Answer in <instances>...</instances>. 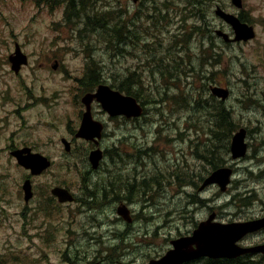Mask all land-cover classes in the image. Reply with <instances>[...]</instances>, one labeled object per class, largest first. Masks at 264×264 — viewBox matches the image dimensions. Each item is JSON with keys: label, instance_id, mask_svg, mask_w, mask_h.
<instances>
[{"label": "rangeland", "instance_id": "374dc122", "mask_svg": "<svg viewBox=\"0 0 264 264\" xmlns=\"http://www.w3.org/2000/svg\"><path fill=\"white\" fill-rule=\"evenodd\" d=\"M122 4L125 5L128 0H121ZM151 5L149 9L144 7L143 12L141 13V19L136 18L135 7L128 6L126 9L127 17L126 22L129 25V34H132V30H135V38L128 44V51L135 50L136 43L139 45L144 44V29L147 27L144 26L147 18H150L151 24L148 27V30L151 33H156L161 35L162 31L166 28L168 30L173 29L175 21L173 18L170 20H163V9L165 7L171 6L173 11L176 12H188L191 9H195L192 7V4L184 3L183 0H150ZM216 0H209L208 3H212L210 6V11L213 14V7ZM243 11L245 15H247L250 23L254 25L256 30L257 38L250 42H241L234 47H230V52L225 53L221 52L220 56L223 62L218 63V82L223 86H229L232 90L229 98L225 101L226 105L233 106L238 110V112H242L241 121H245L247 118V107L243 108L240 105L239 99H245L243 94L246 92L245 82H242L243 79H246V82H249V77L242 75L239 72V68L235 71L238 73V79H234L232 81L227 82V62L232 56L233 53L239 54L241 61L247 65L248 74L252 73V69L254 70L255 76L257 74H262L264 76V0H243ZM132 1L129 2L131 5ZM167 4L164 8L160 10H156L154 4ZM195 4V3H194ZM218 4L224 7L226 10L233 12V7L230 3V0H218ZM233 8H232V7ZM236 9V8H235ZM99 12L108 17H112L117 19L122 13V9L115 4L103 5ZM33 9L28 6L26 0H0V52H6L12 49L13 40L16 39L19 41L23 49L29 53L31 52H56V53H64L68 54V58L72 59L73 56L77 55L79 52L80 45L77 41H75L68 31L64 33L63 29L60 27L50 29V26H47V23L51 19V17L45 16L39 22H35L34 16L32 15ZM214 15V14H213ZM79 12H72L71 14V22L76 23L80 19ZM199 20L201 24L206 23V19L204 16L199 15ZM131 22L133 24H131ZM218 25H221V22L218 20ZM226 30L228 28L224 26ZM120 28L116 30V37H118L117 33ZM146 36H150L147 32ZM145 36V38H146ZM156 40H153L155 43ZM131 44L134 45L131 46ZM144 49V47H143ZM261 53V54H260ZM131 57V54L128 53ZM126 59L130 58H119V59H109V67L110 73L116 72L117 75H120V67ZM235 63H237L238 59L236 56L233 57ZM76 64L74 61H70V66L73 67ZM236 65L233 66V69ZM30 68H38L39 64L32 60L28 66ZM29 69L21 71V74L24 77H28V74L31 72ZM142 76V75H141ZM256 77H254L255 79ZM5 81H10L9 76H6ZM151 81V84H147L150 93L155 88L152 78H150L147 82ZM13 83V81H10ZM69 82H65L62 79L58 80V84L56 86H50L49 84L44 88L43 93L46 95H50L46 98V108L37 105L39 102V98H36V95L39 94V91L33 86L30 89L26 90V96L20 97V102H24L25 100H30V104H24L21 108L23 111V115H20L21 120L18 117H14L12 119V124L17 125L21 123V126L25 128H31L32 124L34 126V130L38 131V134L45 136L46 139V148H51L50 140L55 138L56 135H53V131H50L52 127L55 125H59L63 122V125L60 127V131L57 133H67L65 122H68L70 125H74L77 120V107L70 101L68 92L66 87H68ZM4 85V82L0 81V86ZM58 88V90H55ZM167 91V89L165 90ZM162 89L154 95L153 99L160 98L164 95ZM146 108L148 109L147 115L155 118H159L157 110H155V103L153 100H149L145 102ZM36 106V107H35ZM27 109V110H26ZM24 110H26L24 112ZM44 111V112H42ZM164 113L168 116H176V114L170 113L169 109L166 107ZM221 113L226 114V109L222 110ZM102 117L103 115L100 114ZM186 115V113L182 112L178 115L182 116ZM227 115V114H226ZM45 117L43 122H52L46 123L45 125L41 123L39 126V122L41 119ZM218 117V106L213 108L211 113L209 114V119H213ZM224 117V116H223ZM167 121L168 118H162ZM106 120H108L106 118ZM150 123L159 126L160 124L157 121H151ZM118 123L114 121V123H109L107 128L113 129L116 127ZM181 125L179 119L176 118L173 124H170L171 128H175ZM50 131V132H49ZM18 132V131H16ZM48 132L53 135L49 138L47 135ZM7 130L0 131V136L6 135ZM38 134H34L33 136L25 137L26 141L31 140L34 142L35 140L41 141L43 136ZM259 138L258 134L252 136L253 140H257ZM13 143L22 142V138H13L11 137ZM7 145L0 147V151L6 150ZM162 148H168L166 145H163ZM63 153V152H62ZM148 154V155H147ZM55 164L48 171L47 179L60 181L69 179L70 181L74 179L75 173L78 171L76 167V162H79V156L74 155L68 158L65 163L58 166L60 161L66 158V155L63 156L58 155L56 152L53 153ZM137 155L140 158H150L152 156L151 150L145 147H139L137 149ZM147 155V156H146ZM214 158L216 157L213 156ZM219 159V156H218ZM209 163H215V161H209ZM219 163V162H218ZM161 167H159L160 169ZM65 169L64 171H62ZM140 170V169H138ZM8 171V172H7ZM4 172L3 176L0 177L6 182L1 184V186H11L14 183L15 177L20 175V169L9 164H6L4 161V157L0 155V173ZM139 172V171H137ZM176 174L180 173L179 169H175ZM7 173L9 175H7ZM165 174V169H161V171L155 176L157 180H151L141 178L140 173L136 172H122V171H114L107 172L101 176V186L99 188L98 195L95 199L91 200L89 203L84 202V194H80V199L83 200L82 206V215L86 220H92L96 218H105L109 213L112 204L118 200L119 198H127L131 201H135L140 209V221H138V225L143 227L151 228L153 226L157 227V234L152 235L150 237L152 249L159 250L162 246H164L168 239L170 238L169 233L161 234L159 228L163 225L169 226L172 223V218L179 220H190L193 218L197 211H199L201 202L197 193L195 191L194 185L190 182L184 181L182 178L176 184V191L172 193V185L166 187L164 190L159 185L158 180ZM12 176V177H11ZM6 178V179H5ZM238 178L240 187H245L247 183V175L246 170L238 167L234 179ZM254 186H257L255 184ZM8 189H4L8 191ZM238 187H232L229 189L228 194L231 192H235ZM116 194H119L116 196ZM15 199V197H12ZM0 199H3V196H0ZM11 200V198H10ZM225 200H218V205L223 204ZM132 209L135 211L137 207L136 204H132ZM231 204H223V209H229ZM156 212L158 213L157 215ZM221 214L218 210V215ZM224 218L227 217L225 213H222ZM63 213L61 214L62 219ZM231 219V218H230ZM10 221L13 223L12 226L9 224L0 226V246L10 239L11 243L19 241L22 245L25 246L27 244L24 241V237H22V227L20 226L19 220L16 218H11ZM152 221V222H151ZM148 222V226L143 224ZM63 225L59 226L58 232V241L59 243H63L62 230L70 228H75L71 222L64 221L62 219ZM176 224V223H175ZM180 225V224H179ZM108 230L107 237L103 234L104 230ZM139 232L138 229L128 228L120 224L117 221H107L103 224L102 227L89 226L82 230L79 234V243H78V256L72 259H69V264H103V260L108 259L105 264H121L125 263L126 258L131 259L129 263H133L141 259L147 249L142 247L134 242V237H136ZM100 235V237H99ZM173 235L172 237H174ZM0 264H3L0 258Z\"/></svg>", "mask_w": 264, "mask_h": 264}, {"label": "flooded vegetation", "instance_id": "af4514ba", "mask_svg": "<svg viewBox=\"0 0 264 264\" xmlns=\"http://www.w3.org/2000/svg\"><path fill=\"white\" fill-rule=\"evenodd\" d=\"M218 18L216 19V24H217ZM217 49H218V45H217ZM218 53V50H217ZM35 59L37 61H39V65L41 66L39 69L38 68H24L25 66H23L20 71L29 69L31 72L28 74V77H24L22 74L17 75L16 77H9L10 81H7L8 83H5L4 85H2V89H4L5 91L0 92L3 99L5 101L8 102H14L17 103L20 100V91L18 89V82H20L21 79H30V76L34 75L35 72L37 71H41L43 73H45L48 76H51L52 74L50 73V70L48 68V60L49 57H45L44 54H38L35 56ZM1 82H5V78H1L0 79ZM33 86L32 84H29V89L30 87ZM41 97V95H36V98ZM218 99V98H217ZM27 103V101H24L20 106H18L17 109L14 110V112H16L19 117H20V112H19V108L23 107L24 104ZM4 105L6 103L3 102V100L0 99V105ZM262 104V103H261ZM218 106V104H217ZM253 107V106H252ZM254 109L256 107H253ZM261 109H263V105L259 106V108L257 110L259 114H261V118L258 120V124L260 127H264V110L261 111ZM21 118V117H20ZM190 123V122H189ZM209 123H210V128L214 129V138H215V147H211V148H207V147H190V140L189 138L186 139V144L190 150L188 157H186V159L183 160V164L178 165V168H182V179L186 182H190L192 183L194 186H199L200 183L202 182L203 178L207 175L208 171H211L214 169L213 166H217L218 168V162H221L222 156H221V152L218 149V117H215L213 119H209ZM21 124V123H19ZM21 125H19V127H15V125L13 124H9L6 123L4 121V119H0V131H5L7 130L6 135L4 136H0V147L4 146L5 144L7 145L6 150L4 151H0V155H10L12 151H15L17 149L20 148H25V147H30L32 151L34 152H41L44 154H50L52 152V150H55L54 148H50V149H44V148H40L38 147V143L36 141L31 142V140L26 141L25 137L29 136L28 134H26V132H16L17 130H21L22 128L20 127ZM199 130H202L203 127L199 126L198 127ZM192 130V128L187 125L186 127V133H190V131ZM69 135H71L72 131H68ZM200 134V132H197ZM123 134V133H122ZM11 137H15V138H22L23 141L19 142V143H11L12 140L14 139H10ZM71 140L72 142H78L77 139L73 138L71 136ZM103 140V139H102ZM120 140V139H119ZM153 138L152 137H144L141 138L137 143H139L140 145H144L145 144V148H148L149 150H151L152 152V143ZM87 143V142H86ZM102 144V142H101ZM87 147L86 149H88V147L91 146L90 143H87ZM139 148V147H138ZM137 148V149H138ZM136 149V150H137ZM122 150V147H121ZM105 151H108V149H104V153ZM148 155V154H147ZM146 155V156H147ZM209 157H208V156ZM216 157L214 158L213 156ZM136 156L139 160H142L144 165H143V173H140V171L138 169H140V166H136L135 164L131 163L130 164V172H136L140 173L141 178H145V179H151V180H157V178L155 177L154 174V170L156 167H158V159L156 154H154L153 156H151L150 158H140L138 157L137 153ZM194 157L192 159H190V157ZM219 156V159H218ZM198 157V158H195ZM215 161V163H209V161ZM263 166V164H262ZM261 167V166H260ZM193 170H192V169ZM139 171V172H137ZM197 171L199 173H197ZM193 176V179H192ZM202 178V179H201ZM176 179V177H175ZM198 179V180H197ZM3 182L0 180V183ZM212 187H215V189L217 188V185H212ZM32 190H33V197L31 199H33V203H28L24 205L23 211L24 213H29L31 209H39V210H44L47 208L48 206V197H47V186H35L34 184L32 186ZM202 193V192H201ZM205 193V191L203 192ZM52 199V197L50 198ZM209 201L213 202L214 204H206L204 203L201 207V209L199 211H197V214L199 216H202L206 213L207 208L208 207H216L218 208V191H216V193L214 195H212L211 197H209ZM52 203V207H57L55 203ZM248 209L251 210L252 212L249 213V217L251 218H255V217H259V216H263L264 215V199L262 198H255L251 201V203L248 205ZM216 218L218 219V210L216 211ZM84 230V229H83ZM103 234L107 237L108 234V230L105 229ZM100 237V235H99ZM251 242L252 243H260L263 242L264 243V229L257 231L252 237ZM126 261H124L125 263H129L131 261V259L126 258ZM141 260V259H139ZM108 259L106 258L105 260H103V264L107 263Z\"/></svg>", "mask_w": 264, "mask_h": 264}, {"label": "water", "instance_id": "95a60500", "mask_svg": "<svg viewBox=\"0 0 264 264\" xmlns=\"http://www.w3.org/2000/svg\"><path fill=\"white\" fill-rule=\"evenodd\" d=\"M232 2L240 7L241 0H232ZM216 14L222 17L226 22L231 24L235 32V37L232 40H247L254 36L252 26L241 22L238 17L233 14L227 13L221 8L215 10ZM218 34L223 36L225 40H229L228 34L218 30ZM23 61V58H16L17 64ZM216 88H213L215 91ZM227 90L218 87V95L223 99L227 96ZM93 97H96L102 104L104 110L110 115L125 114L127 116L139 115L141 113L140 106L136 103L135 99L130 96H122L117 91H112L108 86L100 85L96 93L86 94L83 97V102L87 105V110L83 113L81 126L78 131L79 136L89 137L92 135L99 136L101 131V125L91 119L89 110V103ZM245 130L242 128L233 135L231 142V151L233 157L243 156L246 151V144L244 143ZM101 157L100 150H94L90 153L89 159L93 166L98 164ZM40 163V168L45 167L48 162L42 158H36ZM231 170L229 168H221L214 172L206 182L218 181L222 190H225L226 184L229 182ZM64 198H69L64 193ZM123 209H121V212ZM254 228V227H253ZM253 228H249L248 223H233L223 225L219 229H216V234L219 236L218 246L221 255L231 254L234 251L233 243L240 238L243 234L250 231ZM185 241V238L174 242V249L169 250L161 259L156 260L152 264H173L182 257L180 247Z\"/></svg>", "mask_w": 264, "mask_h": 264}, {"label": "trees", "instance_id": "16d2710c", "mask_svg": "<svg viewBox=\"0 0 264 264\" xmlns=\"http://www.w3.org/2000/svg\"><path fill=\"white\" fill-rule=\"evenodd\" d=\"M209 2V0H196L195 4H192V7H195V9H191L190 10V16H197V18L199 19V15L204 16V7H206L207 3ZM208 10V8H207ZM206 18V23L205 24H201L200 21H198L197 23H192L191 24V35H193V33L196 31L197 33L201 30L205 31V34L208 38H212L213 37V27L212 25L209 23V21L207 20L209 17V14H206L205 16ZM240 17L244 20H246L242 15H240ZM185 17H183L184 19ZM113 19V18H111ZM190 20L192 21V18H190ZM111 26H110V20H106L104 22H100L98 24H94L92 23V21H90L88 24L91 26H96L99 29H101L103 31V33L108 37V40L110 41V46L113 50H121V48L123 47V43L124 42H130L133 40V38H135V30H132V34H129L130 29L123 27L121 23H119L117 20H111ZM119 29L117 35L118 37H116V30ZM149 33V32H148ZM151 34V33H150ZM149 44H146L145 47H148ZM160 56V55H158ZM219 56V54H218ZM160 59V58H159ZM161 65V64H160ZM128 78H132V82H134L135 77H128ZM120 86V85H119ZM121 88V87H120ZM132 93H134V91L132 90ZM215 108V107H214ZM226 109V114L221 113L222 110ZM206 110H208V108H206ZM212 111V110H211ZM210 111V113H211ZM224 116V117H223ZM232 116V111L231 109L227 108L224 105H220L218 104V124L219 122H221L222 127H221V131H222V139H224L225 137V131L228 130L230 125H233L234 122L231 118ZM101 186V181L98 180L93 181L92 183H87L86 181H84V184H82V192L85 195L84 196V202L89 203L91 200L95 199L98 195L99 192V188ZM119 194H116V196H118ZM243 203H246L247 201V195H243L241 197ZM121 199V198H119ZM80 204L83 206V200H80ZM0 258L3 262V264H9L6 257L4 255H0Z\"/></svg>", "mask_w": 264, "mask_h": 264}, {"label": "bare ground", "instance_id": "6f19581e", "mask_svg": "<svg viewBox=\"0 0 264 264\" xmlns=\"http://www.w3.org/2000/svg\"><path fill=\"white\" fill-rule=\"evenodd\" d=\"M158 213L156 212V214L155 215H157Z\"/></svg>", "mask_w": 264, "mask_h": 264}]
</instances>
